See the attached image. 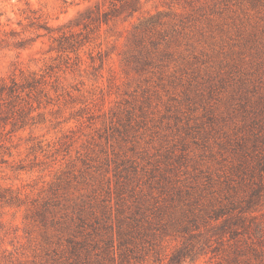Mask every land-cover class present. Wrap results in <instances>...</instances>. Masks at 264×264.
<instances>
[{
	"label": "rangeland",
	"instance_id": "rangeland-1",
	"mask_svg": "<svg viewBox=\"0 0 264 264\" xmlns=\"http://www.w3.org/2000/svg\"><path fill=\"white\" fill-rule=\"evenodd\" d=\"M96 1L103 3L0 0V23L21 31L33 9L54 29ZM138 6L95 28L77 57L50 50L56 42L48 35L25 48L0 49V78L48 72L51 97L0 155V194L20 199H0V264H53V228L30 218L35 205L52 203L53 192L113 195L125 169L134 184L153 169H183L182 161L228 174L231 155L217 152L223 131L240 135L249 117L238 108L252 111L264 100V0H139ZM155 14L136 46L134 26ZM211 114L224 122L197 132Z\"/></svg>",
	"mask_w": 264,
	"mask_h": 264
},
{
	"label": "trees",
	"instance_id": "trees-1",
	"mask_svg": "<svg viewBox=\"0 0 264 264\" xmlns=\"http://www.w3.org/2000/svg\"><path fill=\"white\" fill-rule=\"evenodd\" d=\"M138 1H96L54 29L32 9L21 31H8L0 23V49L25 48L48 35L56 42L50 50L77 57L95 28L120 15L131 16L139 9ZM157 17L149 15L134 26L136 46L142 42L139 35ZM53 30L58 34L54 36ZM47 75L20 70L18 75L0 78V155L15 132L42 115L33 112L50 102ZM238 109L249 120L240 135L223 131L217 150L221 156L231 155L228 174L182 161L183 169L173 165L158 173L153 169L132 184L125 169L113 195L101 196L93 190L53 192L52 203L35 205L31 220L53 228V264H183L199 259L208 264H264V100L252 111L247 104ZM223 120L211 114L197 132L216 131ZM0 199L20 202L11 195L0 194ZM44 235L48 239L50 234Z\"/></svg>",
	"mask_w": 264,
	"mask_h": 264
}]
</instances>
